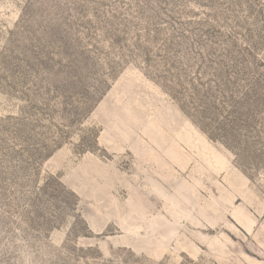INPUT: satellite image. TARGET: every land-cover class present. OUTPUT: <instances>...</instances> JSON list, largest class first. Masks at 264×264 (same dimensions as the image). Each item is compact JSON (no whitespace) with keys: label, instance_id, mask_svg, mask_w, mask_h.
<instances>
[{"label":"rangeland","instance_id":"obj_1","mask_svg":"<svg viewBox=\"0 0 264 264\" xmlns=\"http://www.w3.org/2000/svg\"><path fill=\"white\" fill-rule=\"evenodd\" d=\"M0 264H264V0H0Z\"/></svg>","mask_w":264,"mask_h":264}]
</instances>
